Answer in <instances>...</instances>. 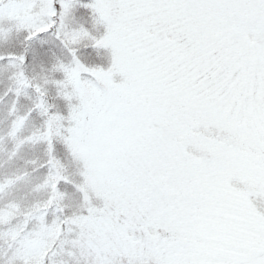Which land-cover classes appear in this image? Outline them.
I'll return each mask as SVG.
<instances>
[{
  "label": "snow or ice",
  "instance_id": "obj_1",
  "mask_svg": "<svg viewBox=\"0 0 264 264\" xmlns=\"http://www.w3.org/2000/svg\"><path fill=\"white\" fill-rule=\"evenodd\" d=\"M0 264H264V0H0Z\"/></svg>",
  "mask_w": 264,
  "mask_h": 264
}]
</instances>
